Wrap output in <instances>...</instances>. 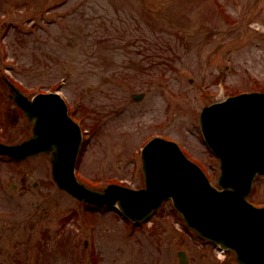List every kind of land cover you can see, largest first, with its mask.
Masks as SVG:
<instances>
[{
    "label": "rangeland",
    "instance_id": "1",
    "mask_svg": "<svg viewBox=\"0 0 264 264\" xmlns=\"http://www.w3.org/2000/svg\"><path fill=\"white\" fill-rule=\"evenodd\" d=\"M163 50L178 72L157 61ZM4 77L30 95L59 90L79 108L90 130L82 181L144 186L142 147L164 135L217 184L200 114L264 90V0H0V137L12 144L29 122ZM251 198L264 204V176ZM180 251L188 264H239L188 229L171 201L134 226L61 191L46 155L0 157V264H181Z\"/></svg>",
    "mask_w": 264,
    "mask_h": 264
},
{
    "label": "water",
    "instance_id": "2",
    "mask_svg": "<svg viewBox=\"0 0 264 264\" xmlns=\"http://www.w3.org/2000/svg\"><path fill=\"white\" fill-rule=\"evenodd\" d=\"M15 100L26 110L34 133L18 145L0 143V154L17 159L52 153L53 175L63 190L88 204L117 206L133 221L146 220L172 198L187 224L203 237L236 251L242 264H264V209L247 201L257 173H264V97L246 112L240 98L205 108L202 129L221 158L218 191L202 170L171 141L155 139L143 150L146 188L132 190L110 185L98 191L81 183L75 174L81 133L57 95L39 96L34 103L9 85ZM232 188V189H231ZM182 264L187 263L180 253Z\"/></svg>",
    "mask_w": 264,
    "mask_h": 264
},
{
    "label": "flooded vegetation",
    "instance_id": "3",
    "mask_svg": "<svg viewBox=\"0 0 264 264\" xmlns=\"http://www.w3.org/2000/svg\"><path fill=\"white\" fill-rule=\"evenodd\" d=\"M17 108V107H16ZM18 109V108H17ZM18 111L20 112V110L18 109ZM24 180H26V179H24Z\"/></svg>",
    "mask_w": 264,
    "mask_h": 264
},
{
    "label": "trees",
    "instance_id": "4",
    "mask_svg": "<svg viewBox=\"0 0 264 264\" xmlns=\"http://www.w3.org/2000/svg\"><path fill=\"white\" fill-rule=\"evenodd\" d=\"M163 49H165V48H163Z\"/></svg>",
    "mask_w": 264,
    "mask_h": 264
}]
</instances>
